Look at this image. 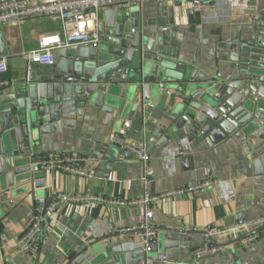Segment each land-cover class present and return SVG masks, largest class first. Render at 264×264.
<instances>
[{"label": "crops", "instance_id": "1", "mask_svg": "<svg viewBox=\"0 0 264 264\" xmlns=\"http://www.w3.org/2000/svg\"><path fill=\"white\" fill-rule=\"evenodd\" d=\"M135 5L148 17H153L159 7H175L176 3L145 0ZM117 7L108 9L116 10ZM108 9L100 11L99 22L104 21V13ZM176 9L181 19L179 62L193 67L196 74L209 76L215 72L214 43L247 38L252 17L264 9V0H258L256 9L246 14L235 12L221 3L202 11L186 3ZM189 10H193L194 14L187 16ZM51 22L48 24L35 19L24 21L20 26H0L8 64V70L0 76V80L9 82L0 90V103L11 99L17 86L27 80L24 54L37 48L41 35L61 30L59 22ZM216 57L220 59L222 51L217 50ZM221 66L222 62L219 63V72ZM31 68L30 77L52 69L37 64H32ZM162 119V113L155 111L145 114L144 122L137 113L106 124L104 114L88 108L82 118L75 119L72 128L61 127L58 133L39 139L32 149V160L50 154L91 157L94 159L95 176L87 179L50 170L45 172L47 184L44 189L36 190L28 185V189L22 191L23 187L15 184L12 188H0V244L4 246L0 251V264H64L88 245L101 244L110 248L124 241L136 240L121 230L140 224L139 208L94 204L85 210L61 204L53 214L36 255L19 252L13 246L15 239L25 230L28 213L35 201H52L54 190L74 194L88 189L106 199L120 201L140 196L141 166L131 155L129 157L109 144L114 135L144 147L153 171L151 190L154 194L180 188L191 181L213 182L210 189L185 199H163L155 203L152 220L155 237L166 238L164 242L172 244V248L165 250L159 242L152 257L165 254L170 261L186 264H251L260 260L264 256V234L248 246L243 245L240 238H220V252L199 262L195 260L194 253L203 242L202 229L239 224L240 220L243 223L264 220V132L257 130L245 141L228 137L216 143L209 139H206L207 142H187L183 138L171 145L161 144L162 137H157L158 128L153 120ZM258 160L261 164L259 170L255 164ZM138 264L163 263L151 261Z\"/></svg>", "mask_w": 264, "mask_h": 264}, {"label": "water", "instance_id": "2", "mask_svg": "<svg viewBox=\"0 0 264 264\" xmlns=\"http://www.w3.org/2000/svg\"><path fill=\"white\" fill-rule=\"evenodd\" d=\"M182 4L159 7L153 17L134 3L108 9L98 24L96 47L59 50L51 71L23 81L11 99L0 103L1 189L14 184L22 186V191L28 185L44 189L47 174L33 165L34 145L61 127L72 128L88 108L104 114L106 124L137 113L144 122L145 114L158 111L163 119L153 123L161 144L183 138L187 142L209 139L216 143L228 137L245 141L257 130L264 132V9L252 17L247 38L214 43L215 72L208 76L179 62L181 19L176 8ZM217 50L222 51L220 59ZM5 55L0 34V57ZM255 164L259 170L260 161ZM164 240L153 238L148 253L138 240L110 248L91 244L64 264L146 263L159 242L165 250L172 248ZM163 264L186 263L168 259ZM251 264H264V256Z\"/></svg>", "mask_w": 264, "mask_h": 264}, {"label": "built area", "instance_id": "3", "mask_svg": "<svg viewBox=\"0 0 264 264\" xmlns=\"http://www.w3.org/2000/svg\"><path fill=\"white\" fill-rule=\"evenodd\" d=\"M145 0H65L46 2L44 0H5L0 2V26L4 24H20L27 20L49 19L59 22V32L43 34L38 38L36 49L24 54L27 60V80L32 72L31 65L52 67L56 62V52L72 46L96 47L100 42L98 35L99 13L104 9L114 6H127L131 3L140 4ZM170 2H182L190 4L196 10H205L217 3L241 13H251L256 9L258 0H165ZM8 70L7 58L0 57V76ZM9 82L0 80V90L7 87ZM109 144L117 147L123 153L131 155L141 166V194L139 197L120 201L106 199L102 195L93 194L90 190L82 193L64 194L57 191L52 193V201L45 199L35 201L28 213L24 232L15 239V250L36 255L51 225L53 214L61 204L78 206L85 210L94 204H107L115 207L139 208L141 211V222L138 226L121 230L130 237H134L143 245V251H150V241L155 238L156 232L152 228L154 217V205L157 201L182 200L186 197L203 192L212 187L210 180L191 181L185 186L169 190L161 194H154L151 190L153 183V171L150 167V158L143 146H137L128 142L125 138L114 135L109 139ZM94 159L82 157L75 154H50L45 157H34L33 165L41 171L57 170L77 177L92 179L95 169L92 166ZM203 242L195 251L196 261L205 260L216 255L221 250L218 243L220 238H240L243 245L248 246L258 240L264 234V220H256L249 223H239L212 230L200 231ZM4 248L0 244V251ZM158 261L166 263L168 258L165 254L148 257L146 262Z\"/></svg>", "mask_w": 264, "mask_h": 264}, {"label": "rangeland", "instance_id": "4", "mask_svg": "<svg viewBox=\"0 0 264 264\" xmlns=\"http://www.w3.org/2000/svg\"><path fill=\"white\" fill-rule=\"evenodd\" d=\"M40 21H42V22H45V23H48V24H52V22H51V21H49V20H46V19H44V18H41V19H40Z\"/></svg>", "mask_w": 264, "mask_h": 264}]
</instances>
